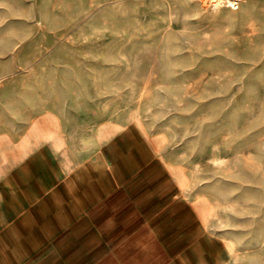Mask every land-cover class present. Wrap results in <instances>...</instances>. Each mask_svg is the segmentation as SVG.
Segmentation results:
<instances>
[{"label":"rangeland","instance_id":"374dc122","mask_svg":"<svg viewBox=\"0 0 264 264\" xmlns=\"http://www.w3.org/2000/svg\"><path fill=\"white\" fill-rule=\"evenodd\" d=\"M0 91L162 133L220 229L263 231L264 0H0Z\"/></svg>","mask_w":264,"mask_h":264},{"label":"crops","instance_id":"0c3cea01","mask_svg":"<svg viewBox=\"0 0 264 264\" xmlns=\"http://www.w3.org/2000/svg\"><path fill=\"white\" fill-rule=\"evenodd\" d=\"M107 112L0 91V264H264V206L220 229L164 135Z\"/></svg>","mask_w":264,"mask_h":264},{"label":"bare ground","instance_id":"6f19581e","mask_svg":"<svg viewBox=\"0 0 264 264\" xmlns=\"http://www.w3.org/2000/svg\"><path fill=\"white\" fill-rule=\"evenodd\" d=\"M234 3V2H233ZM233 3H231L233 5ZM23 12V11H22Z\"/></svg>","mask_w":264,"mask_h":264}]
</instances>
